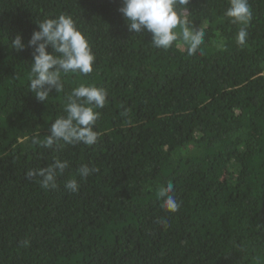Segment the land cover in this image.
Here are the masks:
<instances>
[{
  "label": "trees",
  "instance_id": "obj_1",
  "mask_svg": "<svg viewBox=\"0 0 264 264\" xmlns=\"http://www.w3.org/2000/svg\"><path fill=\"white\" fill-rule=\"evenodd\" d=\"M229 3L178 9L205 32L189 54L131 33L122 0H0V264H264V0H248L243 46ZM61 14L85 35L93 72L64 75L41 102L28 41ZM17 35L22 51L10 47ZM81 83L108 93L97 142L33 144ZM55 159L69 164L56 188L27 176ZM82 165L98 171L81 179ZM169 182L175 212L157 197Z\"/></svg>",
  "mask_w": 264,
  "mask_h": 264
},
{
  "label": "clouds",
  "instance_id": "obj_2",
  "mask_svg": "<svg viewBox=\"0 0 264 264\" xmlns=\"http://www.w3.org/2000/svg\"><path fill=\"white\" fill-rule=\"evenodd\" d=\"M188 2L189 0H122L119 11L126 19L131 33L143 34L147 31L152 34L151 44L154 47L168 50L174 42L181 41L189 54H196L204 43L205 32L202 28L197 30L190 26L188 18L178 10ZM224 16L231 23L241 26L236 42L243 46L247 39V26L252 19L248 0H230ZM38 29L28 41V46H34L29 86L37 100L46 102L53 89L56 93L63 91L64 75L80 73L87 76L92 73L95 55L71 16L61 14L56 18L45 19L38 23ZM10 47L22 51L26 46L22 37L17 35ZM49 48L51 51H48ZM107 96L105 89L96 86L81 83L73 88L64 106L66 116L57 118L51 124L46 139L41 141L33 138L32 143L44 148H51L61 140L67 145H94L98 139L94 126L100 116L95 109L105 106ZM68 166L66 160L55 159L47 167L31 169L26 174L34 178L41 188L54 189L57 187V177L63 175ZM96 171L97 168L87 165L78 169L81 179ZM65 188L76 193L79 184L76 179H70ZM173 191L174 185L169 182L157 192V197L163 201L162 206L171 212L179 208L172 195Z\"/></svg>",
  "mask_w": 264,
  "mask_h": 264
}]
</instances>
